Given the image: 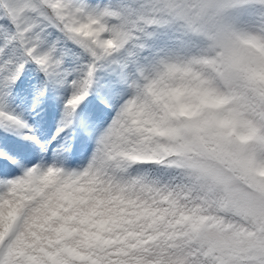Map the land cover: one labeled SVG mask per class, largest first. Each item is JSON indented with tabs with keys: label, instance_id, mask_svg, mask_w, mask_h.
I'll return each instance as SVG.
<instances>
[{
	"label": "snow or ice",
	"instance_id": "1",
	"mask_svg": "<svg viewBox=\"0 0 264 264\" xmlns=\"http://www.w3.org/2000/svg\"><path fill=\"white\" fill-rule=\"evenodd\" d=\"M0 264H264V0H0Z\"/></svg>",
	"mask_w": 264,
	"mask_h": 264
}]
</instances>
